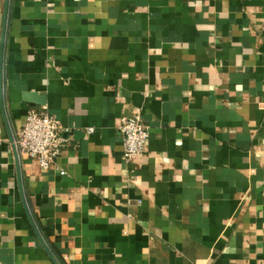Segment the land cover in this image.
Listing matches in <instances>:
<instances>
[{
  "label": "crops",
  "instance_id": "1",
  "mask_svg": "<svg viewBox=\"0 0 264 264\" xmlns=\"http://www.w3.org/2000/svg\"><path fill=\"white\" fill-rule=\"evenodd\" d=\"M43 106L66 145L22 190ZM0 264H264V0H0Z\"/></svg>",
  "mask_w": 264,
  "mask_h": 264
},
{
  "label": "built area",
  "instance_id": "2",
  "mask_svg": "<svg viewBox=\"0 0 264 264\" xmlns=\"http://www.w3.org/2000/svg\"><path fill=\"white\" fill-rule=\"evenodd\" d=\"M90 132L93 128L89 129ZM120 131L125 145V158L128 162L143 154L150 136V126L143 120L141 113L135 111L121 119ZM61 121L50 114L46 106L31 108L26 122L15 136V143L22 157L36 160L40 166L49 170L57 165L66 145L62 135ZM66 172L61 170V174Z\"/></svg>",
  "mask_w": 264,
  "mask_h": 264
},
{
  "label": "water",
  "instance_id": "3",
  "mask_svg": "<svg viewBox=\"0 0 264 264\" xmlns=\"http://www.w3.org/2000/svg\"><path fill=\"white\" fill-rule=\"evenodd\" d=\"M25 96H26L25 99L27 101L31 102V103H38V104H44L45 103V98L39 96V94L37 92L28 93ZM136 98H138L137 105L138 106H141V100H142L141 95L140 94H136ZM12 142H13V149H14V154H15V158H16L17 168H18V176H19L20 186H21V188L23 190V180H22V170H21V155H20L19 150H18V147H17V145L15 143V137L14 136H12ZM22 192H23L22 193L23 194V197L25 199L24 191H22ZM24 202H26V201L24 200ZM38 235L40 237V240H41L42 244L44 245V247L46 248V250L52 256V254H51V252L49 250V247L46 244L44 238L41 237V235L39 233H38ZM52 258H53V256H52Z\"/></svg>",
  "mask_w": 264,
  "mask_h": 264
}]
</instances>
